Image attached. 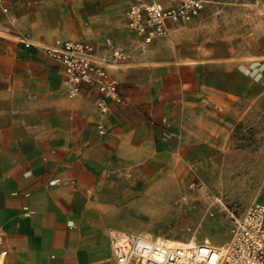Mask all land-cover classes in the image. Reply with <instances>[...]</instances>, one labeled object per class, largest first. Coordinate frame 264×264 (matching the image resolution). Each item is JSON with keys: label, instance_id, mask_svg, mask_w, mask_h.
Instances as JSON below:
<instances>
[{"label": "crops", "instance_id": "obj_1", "mask_svg": "<svg viewBox=\"0 0 264 264\" xmlns=\"http://www.w3.org/2000/svg\"><path fill=\"white\" fill-rule=\"evenodd\" d=\"M203 1L199 23L209 20L210 5L225 11L240 0ZM132 2L0 4L1 264H114L109 233L119 230L113 219L123 203L162 192L145 185L167 183L172 174L165 169L208 158L201 151L217 148V129L203 118L244 98L245 82L254 85L246 68L261 54L251 48L245 63L236 30L231 46L221 29L214 52L200 38L206 25L175 26L167 39L147 45L127 29ZM106 40L129 58L112 64ZM69 41L95 47L96 60L118 84L120 105L108 101L102 114L98 93L86 88L69 97L62 66L46 56ZM260 200L264 206V184Z\"/></svg>", "mask_w": 264, "mask_h": 264}, {"label": "rangeland", "instance_id": "obj_2", "mask_svg": "<svg viewBox=\"0 0 264 264\" xmlns=\"http://www.w3.org/2000/svg\"><path fill=\"white\" fill-rule=\"evenodd\" d=\"M252 4L240 0L223 6L225 11L213 4L209 20L192 23L197 29L207 26L200 38L212 52L220 48L221 29H225L231 46L236 37L242 44L245 63L251 61H246L251 48L257 47L261 54L258 63L246 68V73L254 75V85L245 82V97L231 100L229 109L215 108V116L203 118L205 124L216 126L217 148L202 150L208 158L205 154L200 164L189 162L165 169L166 176L172 174L167 183L145 185L149 192L158 186L164 190L139 195V202L125 201L122 215L113 219L115 229L152 239L208 240L222 247L229 239V225L227 217L212 206L213 197L231 209L246 210L260 204L264 184V0ZM212 158H218V164L211 163ZM176 173L180 176L173 177Z\"/></svg>", "mask_w": 264, "mask_h": 264}, {"label": "built area", "instance_id": "obj_3", "mask_svg": "<svg viewBox=\"0 0 264 264\" xmlns=\"http://www.w3.org/2000/svg\"><path fill=\"white\" fill-rule=\"evenodd\" d=\"M128 7L127 29L147 45L167 39L175 26L194 23L206 9L203 0H168L166 6L153 0H133ZM106 41L112 64L129 58L111 40ZM24 44L32 48L30 43ZM46 56L62 66L69 97L81 95L86 88L98 93L97 106L102 114L109 111L108 101L122 103L118 84L106 66L96 60L92 44L59 42L46 51ZM212 206L228 220L229 239L222 247L208 240L201 243L195 239L189 242L152 239L110 230L114 264H264V206L253 204L246 210L231 209L218 197H213ZM209 216L213 218L214 213Z\"/></svg>", "mask_w": 264, "mask_h": 264}]
</instances>
